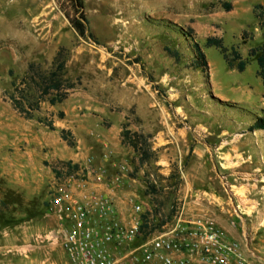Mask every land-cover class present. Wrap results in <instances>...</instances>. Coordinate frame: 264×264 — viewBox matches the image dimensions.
<instances>
[{"label":"rangeland","instance_id":"1","mask_svg":"<svg viewBox=\"0 0 264 264\" xmlns=\"http://www.w3.org/2000/svg\"><path fill=\"white\" fill-rule=\"evenodd\" d=\"M81 2L0 0V264H68L47 239L62 225L46 203L66 161L85 179L125 163L122 182L103 187L119 207L143 202L151 228L180 206L186 216L209 215L263 264L264 128L250 126L264 114V92L248 51L261 41L264 0ZM80 12L93 38L71 26ZM208 37L220 38L228 57L234 48L244 70ZM53 71L61 89L40 93ZM122 130L146 139L148 159L139 161Z\"/></svg>","mask_w":264,"mask_h":264},{"label":"built area","instance_id":"2","mask_svg":"<svg viewBox=\"0 0 264 264\" xmlns=\"http://www.w3.org/2000/svg\"><path fill=\"white\" fill-rule=\"evenodd\" d=\"M117 169L85 179L57 167L47 202L62 226L47 239L59 243L68 264H255L209 215L186 216L180 206L151 228L143 202L130 197L119 207L103 189L122 182L126 164Z\"/></svg>","mask_w":264,"mask_h":264},{"label":"trees","instance_id":"3","mask_svg":"<svg viewBox=\"0 0 264 264\" xmlns=\"http://www.w3.org/2000/svg\"><path fill=\"white\" fill-rule=\"evenodd\" d=\"M76 5L78 7H82L81 0H74ZM226 9H230L229 4H225ZM257 8L259 11H257L256 16L259 19V27L261 29V41L259 44L251 47L248 51V55L254 57L255 62L257 64V70L256 73L258 77L261 80L263 92H264V10L260 9V6L257 5ZM71 26L78 32L80 36H87L93 38V34L88 30L87 28V20L82 12L79 13V16L77 18H70L69 19ZM207 45L209 46H215L218 48L223 58L226 60L227 64L231 67H235L238 71H243L245 68V65L247 61L243 58H241L238 54V52L233 48L231 50L232 56L228 57L226 54V48L223 46L221 39L216 37H208L206 38ZM193 48L195 50V62L198 65H204L206 64V61L204 59V55L202 50L200 49L198 43L193 44ZM174 54L176 52H173ZM237 61L235 65H233V62ZM57 71L60 70L63 66V62H58L57 65ZM44 80L46 82H43V86L40 88V93H46L49 89H53L55 92H58L61 89V80L58 77L57 72H50V75H48ZM73 84H68L67 87H72ZM65 94L62 95H55L49 98L50 103H54L57 101H61ZM13 107L21 114L24 115V117L29 118L31 117V114L28 110H25L23 107L21 101L17 99L16 97L12 96L11 98ZM264 113V110H263ZM49 128L52 129V123H49ZM264 128V114L263 116L257 117L253 124L250 126V129H261ZM60 137L64 140H67V134H69V131L66 129L61 128L59 130ZM122 141L124 143H127L130 145L134 150L138 152V159L139 161H143L149 158L150 152L149 147L146 142V139L137 133H129L128 130H122ZM64 165L67 167L69 171H74L77 168L76 164H71L69 161L64 162ZM55 173H58V171H55ZM48 204V202H46ZM146 226V224H144Z\"/></svg>","mask_w":264,"mask_h":264},{"label":"crops","instance_id":"4","mask_svg":"<svg viewBox=\"0 0 264 264\" xmlns=\"http://www.w3.org/2000/svg\"><path fill=\"white\" fill-rule=\"evenodd\" d=\"M221 145H219L218 147H215V149H217V148H219ZM219 153H221V154H223V152H219ZM219 158H221V156H219ZM219 162H222V161H219ZM214 220H215V218L214 217H212ZM216 221V223H218V225H220V227H222L226 232H227V234L226 235H228L229 237H231V238H233V235L235 234V232H234V230L230 227V225H228L226 222H224V221H221V220H215ZM235 239V238H234ZM244 252H245V254L249 257L250 256V258L252 259V261H254L255 259L256 260H260V259H262V257L260 256V254H258L257 252H255V251H253L252 249H250L249 248V245H248V243H247V240L245 241V243H244ZM1 255H2V253H1ZM263 260H264V258H263ZM255 262V261H254ZM257 263V262H256ZM263 264H264V262H263Z\"/></svg>","mask_w":264,"mask_h":264},{"label":"bare ground","instance_id":"5","mask_svg":"<svg viewBox=\"0 0 264 264\" xmlns=\"http://www.w3.org/2000/svg\"><path fill=\"white\" fill-rule=\"evenodd\" d=\"M120 1H122V3H121V4H122V6H123V5L125 6V4H124V3H125V2H124V0H120Z\"/></svg>","mask_w":264,"mask_h":264}]
</instances>
